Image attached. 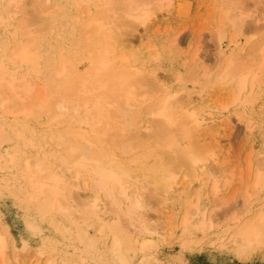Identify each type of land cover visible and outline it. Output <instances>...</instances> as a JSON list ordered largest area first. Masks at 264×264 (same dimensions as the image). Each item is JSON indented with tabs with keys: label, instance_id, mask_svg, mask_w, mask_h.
Returning a JSON list of instances; mask_svg holds the SVG:
<instances>
[{
	"label": "bare ground",
	"instance_id": "1",
	"mask_svg": "<svg viewBox=\"0 0 264 264\" xmlns=\"http://www.w3.org/2000/svg\"><path fill=\"white\" fill-rule=\"evenodd\" d=\"M71 1L78 15L65 23L88 47L82 63L72 35L46 56L52 38L55 42L65 39L63 24L50 20L46 21L50 30L47 26L45 31L36 30L21 16L11 29L10 20L23 10L22 0H0V192L15 189L27 205L45 211L52 232L73 247L75 252H68L50 245L46 238L44 245L52 250L53 258L47 255L45 264H146L149 255L144 251L160 227L144 217L149 199L156 197L155 191L164 195L161 200L167 194H182L193 179L204 174L199 158L185 149L184 142L215 134L231 119L192 107L195 98H175L168 81L175 76L180 79L178 72L147 79L142 74L144 64L132 53L117 52L127 29L155 16L149 2ZM53 7L62 10L55 0L45 13H55ZM231 7L235 12L225 8L222 24L228 22L235 34L248 14L236 1ZM234 34L229 41L233 52L225 55L221 49L219 70L212 77L207 71L203 75L213 83L230 85V102L242 118L254 90L264 84V39L251 46L248 39L242 41ZM175 42H179L176 36L170 44ZM158 92L160 96L149 104ZM31 117L39 121L42 134L29 125ZM245 119L250 129L253 122ZM145 130L154 138L138 139ZM220 141L215 137V144L220 146ZM252 173L248 184L252 193H247L248 186L243 190L245 205L264 186V153ZM181 174L188 176L187 185L185 181L177 185ZM210 189L212 196L219 193L217 177L212 178ZM80 190L86 191L87 199L79 198ZM194 195L195 199L186 196L178 220L185 234L183 242L214 226L212 213L200 205L197 189ZM71 202L80 203L79 208H72ZM240 219L223 239L234 253L243 255L264 244V209ZM169 222L168 216L161 226L167 234L172 233ZM27 244L25 240L17 244L0 223V264L20 258ZM217 244L223 247L219 238Z\"/></svg>",
	"mask_w": 264,
	"mask_h": 264
},
{
	"label": "rangeland",
	"instance_id": "2",
	"mask_svg": "<svg viewBox=\"0 0 264 264\" xmlns=\"http://www.w3.org/2000/svg\"><path fill=\"white\" fill-rule=\"evenodd\" d=\"M54 1L22 0L23 10H17V14L10 20L11 29L15 27L21 16L29 27H35L36 30L45 31L46 26L50 30V26L46 25V21L50 20L54 21L55 25L63 24L62 34L65 39L55 42L52 38L49 42L51 45L47 46L46 56L50 57L52 48H56L57 43L64 44L72 35V38L75 37V44L78 45L76 49L82 55L80 63L85 62L88 47L81 44L76 34H73V30L71 31L65 23V21L73 22L71 18L78 15L77 9L71 0H57L62 10L58 11L55 9L58 7H53L54 11L57 10L55 13L52 15L45 13L46 8L50 9ZM144 1L149 2L151 10L155 11V16L149 22L137 25L135 29H127L121 37L123 44L117 46V52L132 53L137 61L144 64L145 70L142 74L147 79L153 74L161 76L178 72L180 79L175 76L168 81L175 91V98L181 100L195 98L192 107L203 108L213 115L227 114L231 119L227 126L219 129L215 134L201 135L184 142L185 149L199 158L198 166L205 171L204 174L201 172L199 178L193 179L188 184L189 188L182 194L176 192L174 195L167 194L165 200H161L164 195L155 191L156 197L149 199L144 217L152 226L160 227L154 233L153 244L144 251L149 255V259L145 262L146 264H264V244L249 250L247 254L239 255L234 253L231 244L223 239L225 231L237 224V219H243L258 209H264V186L250 196L247 205L244 204L243 194L247 186V193H252L248 184L261 153H264V84L254 90L252 99L240 118L236 114L238 107L230 102L232 97L230 85L213 83L203 75V72L207 71L212 77L219 70L222 64L221 60H218L221 49H225V55L233 52L229 46L230 38L234 34L233 28L228 22L222 24L225 8L231 13L235 12L231 4L236 1L240 8L245 9L248 15L241 26L243 29L234 31L237 32L235 37L242 41L248 39L250 45L254 46L264 39V0ZM84 17L82 15V20L85 19ZM250 26L253 29L248 30ZM9 30L8 26L6 32ZM48 32L45 38L49 37ZM174 36L179 42L172 45L170 40ZM219 42H222L220 46H218ZM159 96L160 92L152 94L149 104ZM245 118H251L253 122L250 129L246 127ZM30 119L29 125L36 126V129H40L39 134H42L39 121L33 117ZM152 119L149 116L150 125ZM141 132L142 136L140 135L138 139L154 138L150 130ZM217 136L221 138L220 146L215 144ZM31 150L33 151V148ZM248 161L251 169L247 168ZM206 172L211 175L207 177ZM213 177H217L219 185V193L216 196L210 194ZM187 180L188 176L181 174L177 179V185L183 181H185L184 185H187ZM196 189L201 207L212 213L214 226L203 233L191 234L188 240L183 242L185 234L178 225V220L188 201L186 196L195 199ZM190 191H193L192 194H189ZM85 193L86 191L80 190L79 198L87 199ZM71 205L76 209L79 208L80 203L74 202ZM168 216L170 220L168 228H171V234H167V229L161 228ZM0 223L17 244L22 240L28 243L27 251H23L20 258L12 260L9 264H45L47 255L53 258L52 250L44 245L46 238L51 240L47 242L50 245L54 244L64 247L68 252H75L60 234L52 232L46 212L37 211L31 205H27L19 198V193L15 189H4L0 192ZM218 238L221 239L223 247L217 244ZM36 248L43 249L44 254L38 255L34 251ZM139 256H142V253L138 254L136 259H139Z\"/></svg>",
	"mask_w": 264,
	"mask_h": 264
}]
</instances>
